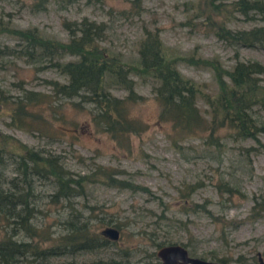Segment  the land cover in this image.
Here are the masks:
<instances>
[{"label": "rangeland", "instance_id": "obj_1", "mask_svg": "<svg viewBox=\"0 0 264 264\" xmlns=\"http://www.w3.org/2000/svg\"><path fill=\"white\" fill-rule=\"evenodd\" d=\"M232 1L0 0V133L54 157L72 176H84L81 186L68 183L56 196L49 174L37 173L28 162L22 165L5 148L0 156V237L18 243L37 238L13 222L2 229L3 217L15 219L27 208L30 229L40 228V237L81 228L102 234L106 226L118 231L115 239L103 234L107 240L55 246L45 254L27 246L10 248L3 255L5 264L157 263V248L168 243L223 264H264V100L247 106L250 120L221 129L218 144H206L200 136L172 144L167 124L157 119L154 55L142 52L144 43L153 48L160 43L177 70L208 93L215 90V79L207 59L226 67L254 62L252 75L264 85V0H241L244 9H231ZM209 2L221 3V13L230 11L222 17L214 11L207 19L205 12L213 8ZM84 36L94 37L106 63L71 97L56 98L64 119L49 125L58 133L13 126L2 101H27L32 92L50 93L54 83L68 82L70 66L81 56L51 41L80 44L87 38L78 37ZM98 83L101 92L112 96L133 92L143 97L129 109L140 124L129 133L127 148L91 125L88 110L94 103L88 98ZM195 101L204 113L202 98L196 94ZM95 164L118 169L115 176L134 186L93 178ZM189 183L194 186L184 199ZM24 191V199L15 197ZM4 193L8 203L2 202Z\"/></svg>", "mask_w": 264, "mask_h": 264}, {"label": "trees", "instance_id": "obj_2", "mask_svg": "<svg viewBox=\"0 0 264 264\" xmlns=\"http://www.w3.org/2000/svg\"><path fill=\"white\" fill-rule=\"evenodd\" d=\"M209 3L212 4L210 6L213 8L208 13L205 12L207 19L213 17L211 13L214 11L220 10L218 13L221 14V17L230 11L221 13L224 10L220 6L221 3ZM219 7L221 8L219 9ZM239 7H242L240 9L245 7L241 0L232 1L231 9ZM215 26L218 25L215 24ZM29 38L34 37L29 35ZM92 38L94 37H78L80 41L85 39L84 42H79L80 44L69 41H51L60 48L80 54L81 60L72 63L70 66L72 75L68 82L54 83L52 92H32L27 101H2L7 108V114L13 126L28 131L36 130L42 135L58 133L49 125L55 119H64L63 113L58 109L60 104L56 103V98L71 97L79 86L88 81L87 77L90 73L101 70L100 65L106 63V60L103 61L104 54L101 52V47L94 43ZM161 46L163 45L159 43L156 48H153L144 43L145 49L142 52L144 55H154V62H152L154 69L152 71L158 77V83L152 88V94L158 106L157 119L167 124L170 132L169 139L172 144H176L180 139L188 136H200L206 144H218L221 129L232 130L236 125L239 126V123L244 119L250 120L246 113L247 106L252 101L264 100V85L258 83L252 75V72L257 70L254 62L236 61L230 67H226L219 61L207 59L215 79V90L208 93L198 88L197 83L182 75L173 64V58L168 56L169 54ZM99 89L98 83L96 91L88 98L94 103V107L88 110L91 125L95 130L105 132L118 145L127 148L126 140L130 135L129 133L135 132L140 124V120L134 117L129 109L132 103L141 100L143 97L133 92L116 97L107 92H101ZM196 94L202 98L206 105L204 113L196 104ZM71 104L76 108L81 107L78 102L73 101ZM43 111L47 114H44ZM13 141L14 139L10 136L0 133V156L3 150H6L5 148H10L22 165L28 162L37 173L49 174L57 186L56 196L64 193L68 183L77 186L82 185L84 176H72L71 172L64 169L54 157L43 156L22 143L18 141L14 143ZM118 171L112 166L95 164L94 170L90 174L93 178L108 184L134 186V183L128 180L116 177L115 174ZM193 186V183L184 184V199L187 198ZM26 193L27 191H24L15 197L24 199ZM1 195L2 202L8 203L10 201L7 193ZM194 205L197 204L194 203ZM259 206L255 205L254 209ZM260 208L264 210L262 205ZM26 211L28 212L29 208ZM27 212L15 219L8 220L7 217H3L2 229L9 222H13L21 225L27 234L37 238L29 243H18L8 236H1L0 258L2 262L0 264L6 263L3 255L10 248L13 250L27 246L34 254H45L55 246L79 245L81 243L93 245L98 243L100 239L107 240L104 235L97 232L93 233L88 228L71 230L65 234H58L56 237L44 233L40 237L38 235L40 228L30 229ZM144 264L156 263L146 261Z\"/></svg>", "mask_w": 264, "mask_h": 264}, {"label": "water", "instance_id": "obj_3", "mask_svg": "<svg viewBox=\"0 0 264 264\" xmlns=\"http://www.w3.org/2000/svg\"><path fill=\"white\" fill-rule=\"evenodd\" d=\"M100 232L113 239L117 237V230L114 227L106 226ZM158 256L157 264H223L216 260H205L186 254V249L179 243H168L161 245L156 250Z\"/></svg>", "mask_w": 264, "mask_h": 264}, {"label": "flooded vegetation", "instance_id": "obj_4", "mask_svg": "<svg viewBox=\"0 0 264 264\" xmlns=\"http://www.w3.org/2000/svg\"><path fill=\"white\" fill-rule=\"evenodd\" d=\"M102 235H103V234H102ZM157 263H158V262H157ZM157 263H156V264H157Z\"/></svg>", "mask_w": 264, "mask_h": 264}]
</instances>
